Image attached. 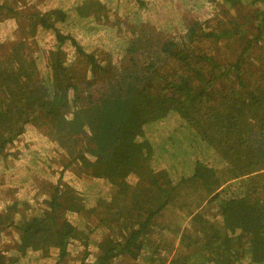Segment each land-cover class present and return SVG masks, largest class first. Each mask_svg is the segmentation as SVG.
<instances>
[{
  "label": "trees",
  "instance_id": "16d2710c",
  "mask_svg": "<svg viewBox=\"0 0 264 264\" xmlns=\"http://www.w3.org/2000/svg\"><path fill=\"white\" fill-rule=\"evenodd\" d=\"M208 1L60 0L42 11L0 0V32L11 28L0 36V156L17 159L6 144L33 127L48 148L24 158L60 156L77 174L31 190L22 168L9 208H28L32 193L44 212L22 218L26 252H0V264H34L37 246L76 264L79 245L80 264H264V0H226L252 8L243 22L217 10L202 19L194 10ZM91 17L118 39L104 57L66 32L91 29ZM47 31L49 50L38 41ZM221 45L232 51L215 53ZM178 224L176 252L157 254Z\"/></svg>",
  "mask_w": 264,
  "mask_h": 264
},
{
  "label": "rangeland",
  "instance_id": "374dc122",
  "mask_svg": "<svg viewBox=\"0 0 264 264\" xmlns=\"http://www.w3.org/2000/svg\"><path fill=\"white\" fill-rule=\"evenodd\" d=\"M60 0H20L19 5L23 7L24 5H27V3L30 6H25L29 9L37 8L39 10L45 11L49 8L56 7L59 5ZM114 2H117V0H112ZM124 8H129V6L123 5L118 6L117 12L124 11ZM203 7L207 10V12L202 13L201 10H197V8L194 10L195 14L200 16L202 19L204 16L207 17H213L212 14H215V16H218L216 14L217 11H220V13L225 18L229 20H237L239 22H243L244 15L245 14H251L253 15V10L249 6H245V8H241L240 6L233 5L231 2H227L226 0H214V3L207 2V4L203 5ZM243 7V6H242ZM217 10V11H216ZM203 14V15H201ZM220 18L217 17L214 20V23L218 25L217 19ZM91 19V21H89ZM88 18L85 23L87 26H89L91 29H88L86 26L80 25L77 30H75L70 23H66L68 26V29L66 30L67 33L74 32L76 37L78 38L79 42L82 44L84 50L87 53H93L96 52V55L98 57H104L106 52H113V50L116 48V45L118 43L117 37L114 35V33L110 29H106L108 27H105L103 24H99L96 20L93 21V17ZM82 20V18H81ZM235 22V21H234ZM158 23H161L159 20ZM234 24V23H233ZM78 25V23H76ZM222 28H225L224 24L221 26ZM10 24L3 27L0 32V36L4 37L9 31H10ZM74 30V31H73ZM170 34L171 29L165 28ZM249 36V35H248ZM55 34L52 31H47V34L42 37L39 41L40 46H42L45 50H49L53 47L55 44ZM32 44L33 43L32 41ZM68 48V53L71 56L70 59H74L76 57L73 47L70 48L68 45H66ZM233 45H231L230 48H225L222 45L217 47L216 50L214 49V52L217 54H225L230 53L232 51ZM75 100V97H71V103ZM76 102V101H74ZM46 140L43 139V137H40L38 134V130L30 127L28 130L25 131L24 134H22L17 140H15L13 143H7L4 150L5 152H12L16 153L19 157L16 159L12 155L6 156H0V213L2 214V219H0V252L6 256L5 260H9L10 254H13V250L20 249L21 245L18 246V237L20 233L19 225L22 224V218L25 220L27 217L31 216L34 213H42L43 207H41V202L39 200V197H35V195H32V193L28 194L26 197V204H28V208H25V205L20 204L19 210L14 211L13 208H9V205L14 200L15 196H17L20 188L18 185H16L14 180H18L19 178H23L26 174L22 172V168H25L29 174L28 178H31V180H35L33 184H31V190H43V188H50L51 185L54 183L57 184L59 182H68L74 185V181L77 179V174L72 169L67 170L63 172L61 168H64L63 159H60V156H57L55 159H53L52 154L45 155L43 157H32V160L34 163H29L27 159L24 158V155L27 153L28 156H33L28 152V148H32L36 153L44 152V149L46 150L48 146L45 143ZM43 146H40L42 145ZM25 153V154H24ZM3 157V158H2ZM7 160H10V162H7ZM44 163H46L44 165ZM47 163H51V167H47ZM11 164V166L9 165ZM27 178V179H28ZM59 178H61L59 180ZM75 186H79L78 183L75 184ZM27 187V186H26ZM178 213V212H177ZM218 213L217 210L213 209L212 207L208 210V214ZM7 214V217L6 215ZM93 215H89V221L90 223L95 220L93 218ZM165 219H168L167 213ZM180 218L182 220V226L185 225L188 221V218L184 215H180ZM14 220V223L8 224V222ZM73 220V219H72ZM182 226L175 227L173 230H167L164 234L165 236L161 237L159 243V251L157 254H160L161 256L169 254V257L173 255L176 250L178 249V241L180 237V231L182 229ZM159 236V235H158ZM157 236V238H158ZM113 238V237H111ZM101 239V238H100ZM106 242L110 240L109 238H103L101 241ZM100 241V240H99ZM158 241V240H157ZM107 243V242H106ZM108 244V243H107ZM79 249L76 251H72L74 254H77V262L76 264H80V256H82L85 251L84 248L79 245ZM35 247V246H34ZM40 248L41 251H32L33 247L29 248L27 250L28 256H35L31 261L34 262V264H54V258H52L56 253L54 249H48L45 246H37ZM38 249V248H37ZM91 254L85 259L86 262H89L93 259L94 253L98 250L97 243L91 245ZM2 250V251H1ZM53 251V253H52ZM4 252V253H3ZM26 252V250H23L19 252L20 254ZM16 253V252H15ZM80 254V255H79ZM27 259V257H26ZM23 261V260H22ZM25 262V261H23ZM64 264V263H62ZM114 264H130L127 260H124L123 257L118 258L116 261H114Z\"/></svg>",
  "mask_w": 264,
  "mask_h": 264
}]
</instances>
